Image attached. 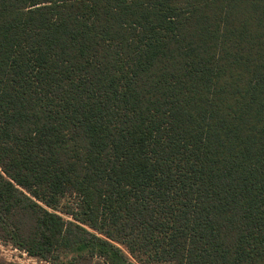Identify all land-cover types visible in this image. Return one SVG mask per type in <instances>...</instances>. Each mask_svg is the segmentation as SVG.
Returning <instances> with one entry per match:
<instances>
[{
	"label": "trees",
	"instance_id": "obj_1",
	"mask_svg": "<svg viewBox=\"0 0 264 264\" xmlns=\"http://www.w3.org/2000/svg\"><path fill=\"white\" fill-rule=\"evenodd\" d=\"M0 239L264 264V0H0Z\"/></svg>",
	"mask_w": 264,
	"mask_h": 264
},
{
	"label": "rangeland",
	"instance_id": "obj_2",
	"mask_svg": "<svg viewBox=\"0 0 264 264\" xmlns=\"http://www.w3.org/2000/svg\"><path fill=\"white\" fill-rule=\"evenodd\" d=\"M0 264H53L38 258L29 256L10 243L0 239Z\"/></svg>",
	"mask_w": 264,
	"mask_h": 264
}]
</instances>
